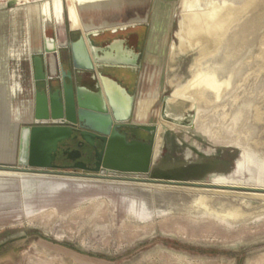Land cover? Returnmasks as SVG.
<instances>
[{"label": "rangeland", "instance_id": "rangeland-1", "mask_svg": "<svg viewBox=\"0 0 264 264\" xmlns=\"http://www.w3.org/2000/svg\"><path fill=\"white\" fill-rule=\"evenodd\" d=\"M40 1L0 4V49L5 51L15 41L14 20L18 41L28 29V45L42 46L41 19L30 11L25 13L28 3ZM60 1L61 22L55 21L61 17L48 6L51 17L45 19L44 26L48 37L62 41L70 24L66 0ZM203 1L198 0L202 7L198 3L193 11L214 13L223 3L232 11L227 7L229 15L217 26L212 48L204 46L205 41L200 43L202 49L192 46L188 54L176 58L173 67L168 65V53L176 41L180 0H122L119 5L75 7L82 22L98 28L143 18L133 21L142 24L136 28L146 41L136 77V102H153L141 119L136 118L135 102L134 121L153 124L155 130L161 125L162 154L153 161L148 174L104 172L105 177L92 178L43 170H0V264H264V0ZM10 10L16 19L9 17ZM104 21L112 24L105 26ZM77 30L72 40L81 34L82 29ZM64 44L65 62L68 51ZM10 48L14 51L16 46ZM34 53L27 58L30 77ZM149 55L153 61L147 60ZM12 56L17 58L14 52ZM24 57L20 55L21 71ZM4 63L7 68V60ZM12 65L10 62L9 82L4 85L10 93L25 92V77L19 80V87L12 81ZM192 66L199 72L212 71L224 86L218 99L214 91L206 90V103L185 110L187 116L182 119L195 112L193 125L172 128V122L161 116L163 97L191 77ZM8 117L9 102H2L0 129L8 126L4 123ZM23 124L25 121H19L17 127ZM4 140L0 133V142ZM0 152L1 166H17L16 153L5 162L4 146ZM212 172L225 175L227 182L220 185L243 188L157 185L143 180L210 183L207 177ZM199 197H211L210 207L198 203ZM231 207L242 214L235 218L218 215Z\"/></svg>", "mask_w": 264, "mask_h": 264}, {"label": "water", "instance_id": "water-1", "mask_svg": "<svg viewBox=\"0 0 264 264\" xmlns=\"http://www.w3.org/2000/svg\"><path fill=\"white\" fill-rule=\"evenodd\" d=\"M44 24L42 22V46L31 58L32 82L35 84L32 117L17 129V166L0 165V170H43L61 176L82 175L92 178L105 177L104 172L148 174L154 161L155 126L133 121L135 95L129 94L116 78L102 72L103 68L136 67L138 54L123 45L121 38L108 43L104 40L101 44H95L91 39L102 35L104 31L113 33L134 26L137 22L82 30L77 39H69L65 60L68 67L62 69L56 83L47 74L44 55L57 52L60 44L46 35ZM85 80L92 82V88L84 83ZM38 82L43 83L42 88L36 85ZM166 98L163 97L164 103ZM161 116L183 126H191L195 120V112L187 119L173 118L164 112H161ZM37 121H50L52 124H37ZM127 126H148L153 130L147 140H143L130 138L122 130ZM64 159L73 163L70 166L56 163ZM86 161H91V165ZM143 180L157 185L243 188L211 182L158 178Z\"/></svg>", "mask_w": 264, "mask_h": 264}, {"label": "bare ground", "instance_id": "bare-ground-1", "mask_svg": "<svg viewBox=\"0 0 264 264\" xmlns=\"http://www.w3.org/2000/svg\"><path fill=\"white\" fill-rule=\"evenodd\" d=\"M11 1L16 3L19 0H11ZM22 1L27 2L28 0H22ZM121 1L122 0H66L65 7H66V13L69 24L72 28H77L82 30H90L96 28L97 26L91 24L90 22L88 23L82 22L77 15V10L75 7L77 5H85V4H94V5H105L107 3L118 4ZM203 2H205V0ZM198 3H199L198 0H180L179 3L181 8L180 19L178 21V28L176 31H174L176 41H173L170 44V50L168 53V65H170V67L174 66L173 64L178 56L188 54L192 46L195 47L199 45L200 48L202 49V45H200V43L203 41H205L204 46L207 45L208 48H212L213 44H215L217 40V37L215 38L214 36L216 34L217 26L223 24V22L226 20L227 16L229 15V13L227 12L228 9L227 7H229V4L227 3H223L222 6L220 5L221 7L216 9V12L214 13L203 12L202 9H204V7L201 9L202 12L193 11L194 8L197 7ZM48 6L53 7L54 10L58 13L57 16L61 17L62 6L60 0H42L37 4L28 3L25 7V13L27 14V12L30 11L33 13V16L40 18L41 21L44 22L45 19L51 17L50 9H48ZM40 8H42L41 14L39 13ZM230 8L231 7H229V10ZM230 11H232V9ZM133 21H140V19L136 17L131 19V22ZM27 24L28 23H26V27ZM110 24L112 23H108L105 21L103 22V25L105 26H108ZM18 45H20L19 46L20 48L14 49V55L16 53L17 58L16 57L13 58L12 56L13 59H11V62L13 64L12 65L13 68L11 69L12 72L11 77L13 83L15 84L18 83V87H19V83H20L19 80L22 77H25V72L20 70V65H19L21 64V60H19L21 59L20 55L24 53H31L37 51L39 50V48L38 47L32 48L28 45V51H27L26 35L23 37V40L21 38ZM202 54L195 57L193 62L194 64L200 61V59L202 58ZM193 67L194 66L190 67L192 71L191 77L188 78L182 85L176 87L174 86L171 90V93L167 96L162 109V112H164V114H166L167 116L178 119L185 118L187 116L184 114L185 110L187 109L190 110L193 104L203 105L204 103H206V99L204 96L207 94V93L205 94L206 90L214 91L218 99L219 91H220L219 89L221 86H224L222 85L223 82H219L215 74L211 73L212 71L210 73L201 72V71L199 72V70H195ZM168 84L172 86L174 85L173 81L170 79L168 80ZM24 86L25 88H23L22 86L21 87L24 90L32 89L31 91L33 93L34 86L31 83L30 79H28V82L26 81ZM209 93H211V91ZM152 102L149 99L138 100V104L136 103L137 119H141L145 116ZM164 122L162 123L164 124ZM174 124L175 123H169L170 127L172 128L175 126L178 127V124L175 125ZM163 146H164L163 128L159 124V126L156 129V135L154 139V151H153L154 160H157L161 156ZM207 180L215 184H225L227 182L225 180V175L220 172L210 173L207 177ZM210 198L211 197H199L197 198V202L204 205V207H210L208 205ZM241 214L242 213L240 212V210L234 207H231L229 209H223V211L218 212V215L220 217L226 216L228 218L239 217Z\"/></svg>", "mask_w": 264, "mask_h": 264}, {"label": "crops", "instance_id": "crops-1", "mask_svg": "<svg viewBox=\"0 0 264 264\" xmlns=\"http://www.w3.org/2000/svg\"><path fill=\"white\" fill-rule=\"evenodd\" d=\"M11 19H16L15 17V12L10 10V16ZM56 22H61V19L59 20H55ZM16 20L13 21L12 26L14 29V33L13 35L14 37V42H10L9 43V47L5 49V51H3V49H0V104H2V102H9V117L5 119L4 123L8 124V126H6L3 129H0V133L5 135V140L3 143L0 142V146H4L5 150H6V157H5V162H10L12 159V155H14L16 153V149H17V123L19 121H25L29 122L31 120L32 117V104H33V93H32V89L30 90H25V92H20V93H10L9 89H6V86L4 85V82L8 80V72H9V65L11 62V58H12V53L14 51H12V49L10 48V46H16V48L13 49H17L20 48L18 46L19 42L16 30L18 29V26L16 24ZM28 27V26H27ZM105 28V27H103ZM77 28H72L71 26H69L68 28V35L66 38L62 39V41H59L57 39V41L59 42V46H58V50L57 52H53V53H49V54H45L44 55V59H45V64L47 67V74L52 77L54 80L53 82L56 83V79L60 78L61 76V71L66 70L67 69V65L64 62V57H65V44L64 43H68L69 39H72L71 35L74 34L75 30ZM77 31H80V29H78ZM97 37V36H95ZM26 44H27V51H28V29L26 31ZM92 40H94V37H91ZM154 39H156L154 37ZM95 42V40H94ZM66 50V49H65ZM145 50H146V42H145ZM38 51V50H37ZM34 51V52H37ZM28 54L30 53H24L22 54V56L24 57V60L22 61V65H23V69L25 72V79L28 82V79L30 78V68L27 62V58H28ZM16 55V53H15ZM7 60V68L6 65L4 63L3 65V61ZM148 61H153V56L149 55L147 58ZM49 69V71H48ZM108 71V70H107ZM107 71H103L104 74H109L110 76L116 78L127 90V92L129 94H134L135 95V102H136V93H137V80L135 82V84L133 85V81H132V77L131 76H127V75H123V74H110ZM9 82V80H8ZM31 83L33 84L32 80ZM84 83L89 87L92 88V82L85 80ZM39 88L43 87V83L42 82H38L36 84ZM33 86H35V84H33ZM10 94L12 95V98L10 97ZM9 95V96H8ZM139 100V99H138ZM137 103V102H136ZM20 112V114H19ZM133 121H134V113H133ZM137 121V120H136ZM135 122V121H134ZM3 158V153L0 152V161H2ZM11 159V160H10Z\"/></svg>", "mask_w": 264, "mask_h": 264}, {"label": "flooded vegetation", "instance_id": "flooded-vegetation-1", "mask_svg": "<svg viewBox=\"0 0 264 264\" xmlns=\"http://www.w3.org/2000/svg\"><path fill=\"white\" fill-rule=\"evenodd\" d=\"M128 1H135L132 3H141L144 0L143 1L128 0ZM120 3L114 4V5H119ZM116 7H119V6H116ZM88 8H94V7H88ZM78 11H79V9H77V15L80 18ZM66 17H67V13H66ZM138 18L140 19V21H142L141 19H143L140 17H138ZM61 20H62V16H61ZM141 26H142V24L138 23L134 26L127 27L124 30H117L113 33H111L110 31L107 30V31H104L102 34V35H104V37H100V34L97 37H94L95 42H94V40H93V42L95 44H101V42H103L104 40H106L105 42L108 43V42L112 41L113 39L121 38V39H123V45H126L127 48L131 49L133 52L138 54V56L136 58V63H137L136 67H132V68H123V67L103 68L102 72L108 70L107 72H109L110 74H113V73L123 74V75H127V76L129 75L131 77H138L139 76L140 68H141L142 62H143V56H144V52H145V42H146L144 39H142L140 31H138L136 28V27H141ZM74 30H76V29H74ZM28 41H29V35H28ZM153 60H154V57H153ZM29 79L31 81L32 77H30ZM122 130L125 131L130 138L135 137L138 139L147 140V138H148L150 132H152L153 128L148 127V126L147 127L146 126H127V127L122 128ZM88 162L87 163L89 165H91V161H88ZM72 163H73V161L68 160V159H64V160L59 161L58 164L63 165V166H70ZM70 170H73V169H70Z\"/></svg>", "mask_w": 264, "mask_h": 264}, {"label": "trees", "instance_id": "trees-1", "mask_svg": "<svg viewBox=\"0 0 264 264\" xmlns=\"http://www.w3.org/2000/svg\"><path fill=\"white\" fill-rule=\"evenodd\" d=\"M132 81H133V85H134L136 82V77H132Z\"/></svg>", "mask_w": 264, "mask_h": 264}, {"label": "built area", "instance_id": "built-area-1", "mask_svg": "<svg viewBox=\"0 0 264 264\" xmlns=\"http://www.w3.org/2000/svg\"><path fill=\"white\" fill-rule=\"evenodd\" d=\"M7 1H9V0H0V4L4 3V2H7Z\"/></svg>", "mask_w": 264, "mask_h": 264}]
</instances>
